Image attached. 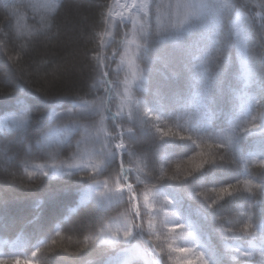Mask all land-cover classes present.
<instances>
[{
  "label": "snow or ice",
  "instance_id": "1",
  "mask_svg": "<svg viewBox=\"0 0 264 264\" xmlns=\"http://www.w3.org/2000/svg\"><path fill=\"white\" fill-rule=\"evenodd\" d=\"M63 6V0L5 4L16 19L15 37L24 41L12 55L5 51L10 68L29 41L48 36ZM116 7L101 13L98 76L89 92L54 94L0 79V101L12 105L0 107V152L21 169L0 165V173L28 185L75 180L70 211L92 212L97 220L76 254L97 252V264H225V258L264 264V207L257 212L264 204L258 199L264 197V0H117ZM22 8L39 12L37 27L21 23ZM116 27L123 34L113 57L119 56L122 80L109 78L103 55ZM66 149L73 150L64 155ZM178 152L187 158L173 160ZM217 168L231 179L209 187L203 178ZM184 196L199 200L198 215L233 241L223 255L204 235L206 225L180 211ZM237 198L246 203L233 223L218 209ZM7 227L0 216V228ZM61 235L57 227L38 237L31 256ZM0 264H41V258Z\"/></svg>",
  "mask_w": 264,
  "mask_h": 264
},
{
  "label": "trees",
  "instance_id": "2",
  "mask_svg": "<svg viewBox=\"0 0 264 264\" xmlns=\"http://www.w3.org/2000/svg\"><path fill=\"white\" fill-rule=\"evenodd\" d=\"M33 2L39 3L40 0H0V79L12 81L20 79L32 90L45 87L54 94L69 90H79L82 94L89 92V84L98 76L97 61L94 56L98 50L97 33L103 29L101 13L105 11L106 5L112 4V0H63L64 6L48 36H40L29 41L28 47L21 53L20 62L10 68V62L4 55L5 51L12 55L20 50L19 45L24 41L15 37L16 19L7 16L4 6ZM21 11L26 17L21 23L30 28L37 27L39 12H34L31 8H22ZM117 36H122L119 27L115 28L114 39L103 50V55L109 58L106 61L109 63V68L106 70L109 71V78L112 80H122L124 77L123 72L116 71L119 56L113 57L114 50L119 48L120 39H116ZM11 106L7 101H0V107ZM113 110H115V102ZM38 126H44L43 119L39 121ZM168 126L165 125V130ZM171 127L173 131L177 130L174 124ZM76 138L78 137L73 138V146ZM9 139L13 151L17 150V140ZM7 143L8 140L5 141V144ZM72 150L66 149L63 154L66 155ZM187 155H191V152ZM186 158L179 152L172 157L177 161ZM0 165L10 167L11 171L17 173L21 171L19 161L9 162L3 152H0ZM240 172L242 173V169ZM232 175H235V172ZM224 179L230 180L231 175H227L226 170L217 168L207 172L203 183L210 187L218 180ZM76 189L75 180H44L28 185L21 183L19 175L12 177L0 173V216L4 217V223L8 225L7 228H0V259L15 260L17 256L25 259V255L32 257L31 251L35 250L37 238H45L59 227L62 229V235L55 237L56 245H51L49 241L48 246L42 248L41 253L38 254L37 258H41V264H97L102 258L97 252L76 254L82 234L93 228L97 222L96 215L92 212L82 211L76 215L70 211L77 198ZM245 203L241 198L226 199L221 202L218 210L232 214L235 223L234 213L238 206ZM260 207H264V204L257 208V212ZM180 211L185 217L206 225L204 235L210 239L218 254H224L226 242L233 243L231 239L227 241L222 239L216 231L217 226L211 220L204 221L202 215H198L203 211L199 200L184 196ZM115 214V212L110 213V215ZM37 217L38 219L34 221ZM164 219L163 215L158 217V220ZM30 221L34 222L30 223ZM181 231L176 230L177 243L181 242L178 239ZM69 236L71 239L68 238ZM13 241H16L15 248L10 246ZM239 243L246 247L244 241ZM225 264H236V262L225 258Z\"/></svg>",
  "mask_w": 264,
  "mask_h": 264
},
{
  "label": "rangeland",
  "instance_id": "3",
  "mask_svg": "<svg viewBox=\"0 0 264 264\" xmlns=\"http://www.w3.org/2000/svg\"><path fill=\"white\" fill-rule=\"evenodd\" d=\"M112 5H113V7H114V9H116V5H115V3H114V0H112ZM119 31H120V33H121V35L123 34L122 33V29L119 27ZM115 36V28L113 29V37ZM122 36H117V38L116 39H120ZM107 39V38H106ZM180 237H181V235L178 237V239H180ZM181 240V239H180ZM25 259H33L32 257H30V256H28V255H25ZM34 260V259H33Z\"/></svg>",
  "mask_w": 264,
  "mask_h": 264
},
{
  "label": "bare ground",
  "instance_id": "4",
  "mask_svg": "<svg viewBox=\"0 0 264 264\" xmlns=\"http://www.w3.org/2000/svg\"><path fill=\"white\" fill-rule=\"evenodd\" d=\"M125 2V0H119V3L120 4H123ZM114 3H115V5H117V0H114ZM116 11H119V9L116 7V9H115Z\"/></svg>",
  "mask_w": 264,
  "mask_h": 264
}]
</instances>
